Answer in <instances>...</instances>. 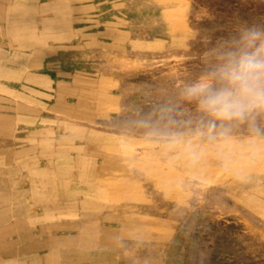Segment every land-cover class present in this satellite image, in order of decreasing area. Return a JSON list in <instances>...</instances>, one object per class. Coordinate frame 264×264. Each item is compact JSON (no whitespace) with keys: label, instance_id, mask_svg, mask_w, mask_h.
I'll use <instances>...</instances> for the list:
<instances>
[{"label":"rangeland","instance_id":"1","mask_svg":"<svg viewBox=\"0 0 264 264\" xmlns=\"http://www.w3.org/2000/svg\"><path fill=\"white\" fill-rule=\"evenodd\" d=\"M248 27L264 0H0V264H264V113L210 139L182 95Z\"/></svg>","mask_w":264,"mask_h":264},{"label":"clouds","instance_id":"2","mask_svg":"<svg viewBox=\"0 0 264 264\" xmlns=\"http://www.w3.org/2000/svg\"><path fill=\"white\" fill-rule=\"evenodd\" d=\"M235 45L216 71L182 91L186 100L195 101L210 117L203 126L210 139L217 134L225 136L229 130L226 124L234 121H248L259 132L255 117L264 113V29H243ZM216 121L221 123L217 125ZM200 134H204L203 128Z\"/></svg>","mask_w":264,"mask_h":264}]
</instances>
